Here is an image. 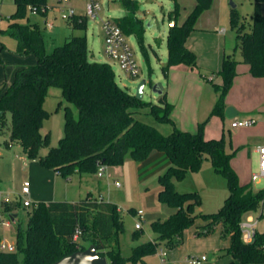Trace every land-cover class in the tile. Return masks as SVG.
<instances>
[{
  "label": "trees",
  "instance_id": "1",
  "mask_svg": "<svg viewBox=\"0 0 264 264\" xmlns=\"http://www.w3.org/2000/svg\"><path fill=\"white\" fill-rule=\"evenodd\" d=\"M16 11L1 32L17 41L19 55L35 54L37 63L16 71L14 80L5 87L0 84V119L7 111L12 113L11 140L23 146L29 159L69 176L74 172L94 173L98 163L106 166L123 164L128 158L137 162L146 160L156 151L164 152L170 165L158 181L161 185L159 199L176 207L168 218L152 222L157 233L155 241H145L134 246L129 256L122 254L119 236L124 231V221L117 203L99 198L93 193L75 201L50 200L37 202L29 210L28 227L16 231V250H0V264H51L65 255L94 244L109 264H137L157 251L159 241L167 248L183 243L184 231L197 218L207 221L198 230V235H209L222 226L223 235L230 237V245L223 251L232 259L227 264H263L264 233H259L253 243H245L241 238L240 222L243 215L257 210L264 201V188L254 190L238 183L236 172L230 161L233 153L226 150L224 139L206 138L204 124L198 132L182 130L171 117L173 105L167 100L166 92L159 103L139 99L128 88L121 86L112 65L107 61L90 60L86 34H73L65 42L55 46L51 52L45 47L44 29L37 22H21L27 17L29 7H36L40 14L47 13V0H14ZM171 19L179 16V3ZM125 9L122 17L115 22L126 35H135L143 50L145 27L137 15L138 0H118ZM264 0H254L252 22L246 25L240 14L232 9L231 24L236 31V49L242 61L250 66V72L257 77L264 76V14L261 6ZM213 0H197V4L182 23L175 22L167 36L168 58L161 66L165 77L173 66L186 64L198 68L197 55L186 45L187 38L195 28L199 16L212 6ZM71 27L85 31L88 27L86 15L75 14L70 18ZM5 44L0 41L1 51ZM237 60L226 54L222 68L216 72L222 76L223 84L216 85L221 97L212 114L224 112V96L233 86L237 75ZM50 86L62 89L63 97L78 108L75 116L70 105L65 106L64 135L57 146L42 155L40 149L49 144V135L41 132L43 122L49 115L44 108V100ZM149 108V114L162 123H170L173 128L164 134L156 125L138 116V111ZM210 158L214 169L228 179L230 190L223 206L214 213L197 211L202 198L197 191L179 192L174 180L184 179L189 172L199 171L204 161ZM1 180V178H0ZM17 199L0 200V215L13 216L20 207ZM130 211L134 214L135 208ZM82 232L79 240H74L75 230ZM141 229H136L138 238ZM2 237L0 235V241ZM87 241V240H86Z\"/></svg>",
  "mask_w": 264,
  "mask_h": 264
},
{
  "label": "rangeland",
  "instance_id": "2",
  "mask_svg": "<svg viewBox=\"0 0 264 264\" xmlns=\"http://www.w3.org/2000/svg\"><path fill=\"white\" fill-rule=\"evenodd\" d=\"M101 9L98 17L92 18L88 13L89 0H68L61 2L60 0H47L49 7L47 16L38 13H32L28 10L27 17L21 19V22H38L44 29L45 47L51 52L55 46L65 42L68 36L73 34H86L88 43V56L90 60L109 62L115 73L118 83L128 88L136 94V88L142 79H147L144 87L143 100L150 103H159L160 95L152 90L150 81L155 82L157 76H162L161 65L167 61L168 47L167 35L170 30V15L174 14L176 3L174 0H138L139 8L137 15L142 18L145 27V46L143 50L135 35H126L128 42L132 48L133 54L140 66V73L137 77L127 74L120 66L119 62L110 58L105 52V36L102 30V20L110 19L115 21L116 18L125 14V9L119 4L118 0H99ZM179 16L178 21L181 22L187 18L193 8L189 0H178ZM60 7L65 11L70 8L74 9L76 14H84L88 19L87 30L82 31L73 29L70 25L71 20L62 17ZM212 8L204 11L199 18L207 21H220V26L224 30V39L227 50L237 59H241L242 55L239 49L234 48L236 45V31L232 28L231 13L235 9L241 16L242 22L246 25L252 22L254 13V0H213ZM16 11V3L14 0H0V41L5 44V48L1 51L3 62L0 63V84L12 83L16 71L37 63L35 54L19 55L16 52L17 41L2 34L1 29L8 25L10 16ZM264 14V2L261 6ZM187 15V16H186ZM199 18L197 21H199ZM47 21L52 22L53 26L48 27ZM196 21V23H197ZM35 62L30 63L33 57ZM162 61V62H161ZM237 66L238 79L235 78L233 86L224 96V109L234 107L240 118H252L255 120L250 128L230 129V119L224 115L212 114V111L221 97V91L216 89V85L223 84L222 76L212 73L214 80L207 81L208 87L201 94L198 100L193 103V97L188 98V103L194 109L200 101L202 108L208 109V114L203 117L200 123H203V132L206 138L224 139L226 150L233 153L230 164L236 172L238 183L242 186H250L254 190L264 188V178L252 181V173L258 169L259 154L254 151L256 145L255 136L257 133L264 132V83L254 85L244 81L243 67ZM210 75V74H209ZM243 77V78H242ZM162 76V80H163ZM12 81V82H11ZM162 82V81H156ZM202 98V99H201ZM70 105L75 116H78V108L73 103H69L62 95V89L58 86H50L44 100V108L49 112L47 118L43 122L41 132L44 136L49 135V144L40 149V154H46L51 147L57 146L60 139L64 135L65 128V106ZM173 105V104H172ZM175 106L173 107V110ZM140 119L156 125L164 134H169L173 126L170 123H158L154 116L149 114V108H143L138 111ZM172 116V115H171ZM12 113L7 111L0 119V190L4 198L19 199L20 207L15 211L17 218L12 221L10 227L2 229L0 235L6 237L10 242H16V231L18 229L25 230L28 227L29 210L39 201L47 200H73L84 197L88 190L99 198L111 200L118 204L119 210L124 221V231L119 236V245L123 255L129 256L134 246L145 241H155L157 233L152 228V222L158 219H166L176 211V207L168 202L159 199V190L161 185L158 181V175H146L141 177L136 166L137 162L128 158L123 164L106 166L103 176L98 175V171L88 173L85 179L79 177L78 172H74L69 176L54 175L52 182L47 181L46 174L34 169L38 164L43 170L56 172L43 166L37 159H29L18 142L11 140ZM199 130V126H198ZM37 166V165H36ZM127 181H126V178ZM36 183V192L29 195L32 201L31 206L26 207L23 204L26 196L22 195V187L26 181L33 186ZM121 185L118 186L116 182ZM88 185V188L81 191V188ZM177 190L179 192L197 191L202 198V205L199 211L205 213H214L219 211L223 206L225 199L229 196L230 190L227 177L218 173L211 162L207 158L201 169L195 172H189L187 176L177 181ZM33 189V187H32ZM88 189V190H87ZM53 193L55 198H48ZM1 197V196H0ZM132 207L142 209L145 219L142 222L143 227L138 238L133 237L136 231V216L130 211ZM258 211H249L243 215L246 219L250 214ZM6 217L7 216H3ZM202 219V218H197ZM194 225V224H193ZM192 225V226H193ZM195 228V227H191ZM190 228V229H191ZM202 230V227H199ZM194 235H198L195 231ZM224 244L220 246L224 249L229 244V237L223 235L222 228L219 225L209 235H198L199 237L216 235ZM86 240L80 241L89 246L88 239L91 238L90 232L86 233ZM86 247V248H87ZM163 248L168 249L163 241H159L157 251L145 258L146 264H162L159 252ZM192 254V253H191ZM204 254L209 261L218 262L217 264H225L230 255H225L220 249L205 250ZM196 256V254H193ZM200 256V255H197ZM137 264H144L142 261ZM264 264V263H263Z\"/></svg>",
  "mask_w": 264,
  "mask_h": 264
},
{
  "label": "crops",
  "instance_id": "3",
  "mask_svg": "<svg viewBox=\"0 0 264 264\" xmlns=\"http://www.w3.org/2000/svg\"><path fill=\"white\" fill-rule=\"evenodd\" d=\"M189 3L191 4L190 8H194L195 5L197 4V0H189ZM47 14L48 12L46 14H41V15L46 17ZM78 15H84V14H78ZM170 18H171V15H170ZM171 20H174L175 22H179L178 17L177 19H170L169 21ZM185 20H186V17L179 23H182ZM219 23L220 21L219 22L210 21V20L204 21V20H201V17H200L199 21H197V23L195 24V28L191 31V33L189 34L187 38L186 45L189 49H191L192 51L196 53L197 65L199 69L193 68L186 64H179V65L173 66L170 69L169 75L167 77H165L164 74H162L164 78L163 80H162V76L161 77L157 76L155 79V82L159 80L162 81L164 85L163 92H166L167 100L171 104H173V107L175 106V109L174 110L172 109L171 117L176 123L177 127L182 130L190 131L193 133H196L199 131L198 126L200 129V124H201L200 122L201 120H203V117L206 116V114H208L207 110L209 109L210 111V106L207 107L208 109H203L201 106L202 102L200 101V103L197 106L194 105V109H193L191 104L188 103V98L193 97V103L195 104V100H198V97L200 96V94L202 97L204 91L208 87L207 81L212 82L214 80L213 78L214 75L212 73H215L216 71L218 72L222 68V63H223V59L225 55L231 54L227 50V47L225 45V39H224L225 34L223 31L224 29L221 28ZM234 48H236V45ZM167 58H168V54H167ZM242 59H243L242 57L241 59H239L238 65L239 66L244 65L243 66L244 68L242 70L243 71L242 75L244 77L242 78L244 79V81L250 84H254V85H260L261 83H264V76L257 77V76L252 75V73L250 72V66L247 63H244ZM35 61L36 59L34 57L29 60L30 63H33ZM238 75L239 74L237 72V75L235 78L238 79L237 77ZM14 77L15 75L13 76V78ZM3 84L5 85V87H7L11 83L6 82ZM162 93L159 95L161 96ZM231 108L233 109L232 111H230L229 116L226 114L227 109L226 110L224 109V112L222 114L226 118L231 120L230 129L250 128L253 126L251 125L249 127L232 128L231 122L235 118L237 119H243V118L238 117L239 112L234 107H231ZM253 136H255V139H256V145L254 147V151H256L257 146L264 144V132L259 133V134L257 133V136L256 135H253ZM170 163H171L170 159L164 152L156 151L152 153L146 160L137 162L136 166L134 165V167L137 169L141 177H144L146 175H150V176L158 175V178H159V176L162 173H164L165 170L168 168ZM36 165L34 169L43 174H46L48 182L53 181L54 175H60L58 172L46 171V170H43V168L41 167L39 168L38 164ZM78 175L83 180L86 178V175H88V173L78 172ZM126 181H127V178H126ZM177 181L178 180L176 179L174 180L176 188H177V184H176ZM32 182H33V186H32L33 189L30 186V194L32 193L35 194V192L37 191L36 190L37 183L34 180ZM86 188H88L87 184L85 187H83V189L81 188V191L85 190ZM90 192L93 193L92 191L88 190L87 194ZM1 194L3 193L0 190V196H1L0 200H7V198L2 197ZM30 194H28V197ZM51 194L52 195L48 198H55L54 197L55 195L53 193ZM80 198H83V197H80ZM78 199H73V200H68V201H75ZM50 200H47V201H50ZM132 208H135V207H132ZM199 208L200 207L197 208V211H199ZM135 210H137V208H135ZM17 215H18L17 213L13 215L14 219H12V216H9V217L11 218L12 221H14L17 218ZM3 216L4 215H0V218L5 219L6 217H3ZM205 223H207V221L203 219H196L194 225L191 226L195 228L189 227L184 231V240L182 244L174 248H168L166 251L163 248H161L158 255L160 257L162 264H187L186 258L190 255H193V254H196V256L203 255L205 250L221 249L220 246L224 244V241H221L218 238L217 234L211 235L210 237L209 236L199 237L198 235L193 234L195 231L197 232L199 230V227H202ZM219 227L222 228L221 225H219ZM229 240H230V237H229ZM229 245H230V241H229L228 246ZM145 258L143 261L144 264H146ZM228 258L232 259L231 256ZM231 259H229L227 262H229ZM227 262L225 264H227ZM217 263L218 262H215V261H209V259L207 258L206 260L201 261L197 264H217Z\"/></svg>",
  "mask_w": 264,
  "mask_h": 264
},
{
  "label": "built area",
  "instance_id": "4",
  "mask_svg": "<svg viewBox=\"0 0 264 264\" xmlns=\"http://www.w3.org/2000/svg\"><path fill=\"white\" fill-rule=\"evenodd\" d=\"M65 2L68 0H60ZM49 7H47V10ZM101 9V3L99 0H89L88 2V13L92 18L98 17L99 11ZM29 10L32 13H38L36 7H29ZM61 14L63 18L70 19L76 13L73 8L64 10L63 7H60ZM175 21H169V27L174 26ZM47 26L52 27V22L47 21ZM102 30L105 36V52L106 54L119 62L121 68L130 76L137 77L140 73V66L133 54L130 43L126 38V34L123 32L122 28L113 20L103 19L102 20ZM255 122L252 118H235L231 122L232 128L237 127H249ZM256 152L259 154V166L256 171L252 173V181L256 182L258 179L264 178V144L257 146ZM98 175L103 176L105 173L106 165L98 163ZM116 184L120 186L121 184L117 181ZM30 194V183L26 181L22 187V195L26 196L23 201L24 206H31L32 201L28 198ZM257 213L250 214L246 219H242L240 222L241 238L245 243H253L259 233H264V201L261 207L257 210H253ZM136 228L141 229L143 227L142 222L145 219V214L142 209H137L135 212ZM10 217L7 219L0 218V231L5 227H10L12 224ZM82 232L79 228L75 230L74 240H79ZM264 248V244H263ZM0 250L13 252L16 250V244L10 242L6 237L2 238L0 241ZM207 259L206 255L194 256L190 255L186 258L187 264H197L201 261Z\"/></svg>",
  "mask_w": 264,
  "mask_h": 264
},
{
  "label": "water",
  "instance_id": "5",
  "mask_svg": "<svg viewBox=\"0 0 264 264\" xmlns=\"http://www.w3.org/2000/svg\"><path fill=\"white\" fill-rule=\"evenodd\" d=\"M147 84V79H142L136 88V96L139 99H143L144 87ZM152 90L158 94L163 92L164 85L162 82L150 81ZM233 108H228L226 114L229 116L230 111ZM2 112H0L1 115ZM12 219L14 217L12 216ZM51 264H109V261L105 255H101L94 244H90L85 249L77 250L71 254L65 255L62 258Z\"/></svg>",
  "mask_w": 264,
  "mask_h": 264
}]
</instances>
